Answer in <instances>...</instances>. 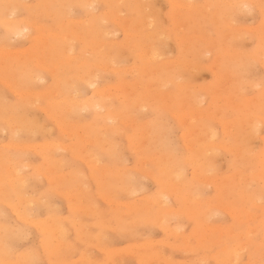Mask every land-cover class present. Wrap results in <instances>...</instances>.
I'll return each instance as SVG.
<instances>
[{
    "label": "rangeland",
    "instance_id": "1",
    "mask_svg": "<svg viewBox=\"0 0 264 264\" xmlns=\"http://www.w3.org/2000/svg\"><path fill=\"white\" fill-rule=\"evenodd\" d=\"M262 45L264 0H0V264H264Z\"/></svg>",
    "mask_w": 264,
    "mask_h": 264
},
{
    "label": "bare ground",
    "instance_id": "2",
    "mask_svg": "<svg viewBox=\"0 0 264 264\" xmlns=\"http://www.w3.org/2000/svg\"><path fill=\"white\" fill-rule=\"evenodd\" d=\"M118 4V3H117ZM172 4V3H171ZM187 5V4H186ZM176 6V5H175ZM191 6V5H190ZM243 6V5H242ZM241 7V6H240ZM206 8V7H205ZM238 8V7H237ZM188 10V9H187ZM247 12V11H246ZM205 18V17H204ZM148 20V19H147ZM146 20V21H147ZM67 24H69V22L67 23ZM145 24V23H144ZM127 26H128V24H127ZM150 26V25H149ZM10 28H11V30L14 32V33H17V32H19L18 30H19V28L16 26V25H14V24H12L11 26H10ZM29 27H28V25H27V29H28ZM179 28V27H178ZM238 29V28H237ZM236 29V30H237ZM243 29H245V28H243ZM239 30V29H238ZM252 30V29H251ZM24 31V30H23ZM38 31H39V29H38ZM21 32V31H20ZM19 32V33H20ZM106 33V32H105ZM162 36V35H161ZM47 37H49V38H55V35H53L52 33H50V32H48V34H47ZM233 37V36H232ZM64 38V37H63ZM200 39V38H199ZM102 47V46H101ZM262 48H264L263 47V45L261 46V49ZM131 49V48H130ZM225 50H226V48H225ZM13 53V52H12ZM148 54V53H147ZM151 54H152V52H151ZM150 54V55H151ZM226 54V53H225ZM224 54V55H225ZM12 55V54H11ZM145 55H146V53H145ZM201 55V54H200ZM154 56V55H153ZM66 57V60H65V63H64V66L65 67H67V66H69V61H70V56L69 57H67V56H65ZM237 57H239V56H237ZM153 58V57H152ZM151 58V59H152ZM240 58V57H239ZM241 59V58H240ZM264 59V58H263ZM243 62V61H242ZM98 67V66H97ZM206 68V67H205ZM133 70H134V68H132ZM188 69H189V67H188ZM128 70V69H127ZM114 72V71H113ZM122 74V73H121ZM215 77H216V75H215ZM126 79V78H125ZM40 81V80H39ZM93 83V82H92ZM6 86V85H5ZM89 86V85H88ZM8 87V86H7ZM138 88V87H137ZM9 90V89H8ZM126 90V89H125ZM72 94V93H71ZM121 94H123V99H125V100H127V97H126V94L124 93V92H122ZM16 95V94H15ZM96 96L99 98V100H101L100 102H96V101H94V105H91L93 108H95V106H97L99 109H104L105 111H106V114L105 115H103L102 116V121H104L105 123L108 121V120H113L114 119V117H115V115L113 114V112L111 111V110H109V108L108 107H106V104H104L102 101H104V93L103 92H97L96 93ZM107 97H109L108 95H106ZM220 98V97H219ZM222 98V97H221ZM224 99H226L225 97H223V100ZM246 99V98H245ZM124 100V101H125ZM228 100V99H227ZM126 102V101H125ZM128 102V101H127ZM34 103V102H33ZM87 104H89V102H87ZM86 105V104H85ZM108 105V104H107ZM87 106V105H86ZM127 106V105H126ZM238 107V106H237ZM128 108V107H127ZM239 108H241L240 106H239ZM238 109V108H237ZM248 109V108H247ZM193 120V119H192ZM189 121H191V120H189ZM29 123H31V122H29ZM31 124H34L33 122L31 123ZM31 124H28L27 123V127H29V130H30V128H31ZM122 124V123H121ZM28 125H30V126H28ZM130 125V124H129ZM27 127L25 126V129H27ZM34 128V126L32 127V129ZM250 128H254V126L253 125H250ZM28 130V131H29ZM146 130V129H145ZM186 131V130H185ZM92 132H94V130H92ZM211 134V133H210ZM213 134V133H212ZM129 138V137H128ZM128 138H127V140H128ZM210 139V138H209ZM83 141V140H82ZM84 142V141H83ZM133 142V141H132ZM85 143V142H84ZM87 143V142H86ZM4 146V145H3ZM11 146V145H10ZM188 146V145H187ZM32 147V146H31ZM34 147V146H33ZM42 147H44V146H42ZM9 148H11V147H9ZM50 150H52V146L50 147V144H49V146H46L45 148H44V152L46 153V151H48V153H49V151ZM115 146L113 145V144H108V150H104V151H101V152H103L104 154H106V155H112V156H114L115 155ZM53 151V150H52ZM117 151V150H116ZM228 151V150H227ZM117 155V154H116ZM47 158H51L48 154L45 156V159H47ZM153 158V157H152ZM154 159V158H153ZM157 159V158H156ZM85 160V159H84ZM150 160V159H149ZM152 160V159H151ZM81 161V160H80ZM195 162L197 161V160H194ZM47 162H48V159H47ZM49 162L51 163L50 165H54V162L52 161V159H50L49 160ZM48 162V163H49ZM94 162V161H93ZM173 163V162H172ZM174 164V163H173ZM172 164V167H175V164L173 165ZM198 165L200 166V162H198ZM202 165V164H201ZM85 166V165H84ZM87 166V165H86ZM198 166V167H199ZM178 167V166H177ZM175 168V170L174 171H176L178 168ZM197 167V168H198ZM21 168H22V166H21ZM91 170H97L95 167H93V168H90ZM166 169V178H167V176H168V178H170L171 177V174H173V171H170L169 170V173H168V170H167V168H163L162 170H163V172H164V170ZM173 169V168H172ZM171 169V170H172ZM199 169V168H198ZM197 169V170H198ZM209 169H212V167H210ZM135 170V169H134ZM195 170V169H194ZM193 170V171H194ZM101 171V170H100ZM160 171H161V169H160ZM32 172V171H31ZM34 172V171H33ZM261 172V171H260ZM165 173V172H164ZM163 173V174H164ZM177 174H179V173H177ZM258 174V173H257ZM31 175V174H30ZM73 175V174H72ZM115 175H117L116 177H115V179H114V182H118L119 183V187H120V189L122 190H124V191H126V193L129 195L131 192H132V190H131V188L129 187V186H127L128 185V180H127V178H125V177H123V175H121V174H115ZM63 176V175H62ZM61 176V177H62ZM228 176V175H227ZM58 177V176H57ZM60 177V176H59ZM68 177V176H67ZM112 177V174L111 173H109V175L108 174H106V172H104V173H101V174H99V176L94 172L93 173V179H94V182H95V184H96V187H97V189L99 190V196H101L100 194H101V192L102 191H104L107 187H109V189L107 190V191H109L110 190V187L112 186V187H114V185H111V186H109L110 185V181H109V179ZM235 177V176H234ZM247 177V176H246ZM50 179V178H49ZM171 179V178H170ZM199 179V178H198ZM173 180V178L171 179V181ZM50 182V181H49ZM71 183L72 184H74L75 183V180H74V178L72 177L71 178ZM173 183V182H172ZM223 183V182H222ZM228 184H229V182H227ZM261 183H263V182H261ZM54 184L56 185V187L60 184L59 183V180L58 179H56L55 181H54ZM223 185V184H222ZM221 185V186H222ZM115 186H116V184H115ZM219 186V185H218ZM224 186H225V184H224ZM81 187V185H72V187H70L71 188V197H74V198H76L77 199V202L79 203L80 201H81V198L83 197V195L84 194H86L87 193V191H85L84 190V188L82 189V190H77L78 188H80ZM85 187V186H84ZM111 187V189H112V191H116L117 192V190H120L119 188H118V185H117V187H115L114 189H116V188H118V189H116V190H114L113 188ZM124 187L126 188V189H124ZM170 187V186H169ZM177 187V186H176ZM228 187V186H227ZM264 187V186H263ZM161 188H162V186H161ZM165 188V187H164ZM222 189H223V186L221 187ZM178 189V188H177ZM176 188H172L169 192H167V191H163V192H161L160 193V196H159V198H163V199H166V198H170L171 196H177V197H175V199H177L178 198V200H179V198L181 197V195L179 194V193H181L182 191L184 192L185 190H177ZM97 190V191H98ZM120 190V191H121ZM218 190V189H217ZM219 190H221V189H219ZM106 191V192H107ZM111 191V190H110ZM120 191H118V192H120ZM123 191V192H124ZM178 191H181V192H178ZM122 192V191H121ZM182 192V193H183ZM223 192V191H222ZM221 192V193H222ZM97 193V192H96ZM181 193V194H182ZM185 193V192H184ZM183 193V194H184ZM220 193V192H219ZM59 194V193H58ZM187 194V193H186ZM218 194V193H217ZM223 194V193H222ZM220 195L219 197L221 198V196L223 197V195ZM241 194V193H240ZM79 195H82V196H79ZM102 195H103V193H102ZM180 195V196H179ZM185 195V194H184ZM183 195V200H184V202L186 201V204H187V202L189 201L190 202V204L192 203V200H194V199H192L191 198V196H184ZM105 196H107V195H105ZM67 197H68V195H67ZM103 197H104V195H103ZM38 198V197H37ZM36 199V198H35ZM72 199V198H71ZM108 199V198H107ZM110 199V198H109ZM219 199V198H218ZM83 200V199H82ZM106 200V199H105ZM28 201V200H27ZM107 201V200H106ZM150 201V200H149ZM149 201H148V203H149ZM221 201H222V198H221ZM253 201V200H252ZM37 202V201H36ZM151 202L152 203H156V204H159V207H160V203H161V201H159L158 199H154V200H151L150 201V204H151ZM164 202V201H163ZM180 202V201H179ZM188 202V203H189ZM111 204L113 203V202H110ZM132 203V202H131ZM28 204V203H27ZM182 204H183V202H182ZM185 204V205H186ZM88 205V204H87ZM130 205V204H129ZM132 205V204H131ZM131 205H130V208L128 207V211H130L131 210ZM135 205V204H134ZM188 205V204H187ZM252 205V204H251ZM125 206V205H124ZM189 206H191L192 207V205H189ZM127 207V206H126ZM135 207V206H134ZM136 207H137V205H136ZM136 207L134 208V209H136ZM162 208L160 209L159 208V212L157 211V214L154 212V215L153 216H155V215H157L156 216V219H157V217H158V221H157V223L159 224V226L161 225V224H163V222H162V219L163 218H166V217H170V213H169V210H167L166 209V205H162L161 206ZM8 208H9V206H8ZM70 210H72L73 211V213L77 216V214L78 213H80L81 211H83V212H86L87 214H89V215H97V206L96 205H93V206H91V207H88V208H86V207H82L81 206V204H79V205H77V206H75V207H68ZM138 208H139V206H138ZM137 208V209H138ZM150 208V207H149ZM187 208V207H186ZM11 209V208H10ZM127 209V208H126ZM132 209H133V207H132ZM137 209H136V211H134V212H132V210L130 211V213L132 212L133 214L136 212V215H137ZM145 209V208H144ZM148 209V208H147ZM89 210V211H88ZM141 209L139 208L138 209V212L140 211ZM184 210H186L185 209V206H184ZM195 210V209H194ZM88 211V212H87ZM114 211V210H113ZM113 211H111V212H113ZM148 211V210H147ZM187 212H188V210H186ZM14 212V211H13ZM99 212V211H98ZM110 212V213H111ZM115 213H119L120 214V211L118 210V211H116V209H115V211H114ZM127 212V211H126ZM245 212V211H244ZM72 213V214H73ZM149 213V212H148ZM152 213V212H151ZM150 214V213H149ZM158 214H159V216H158ZM193 214V212H189V215H187V216H189V217H191V215ZM75 215H73V216H75ZM81 215V214H80ZM98 215H100V214H98ZM118 215V214H117ZM121 215H122V212H121ZM193 215H195L196 216V214H193ZM198 215V214H197ZM247 215V214H246ZM17 216V215H16ZM138 216H140L139 218L137 217V222H138V220L142 217L140 214L138 215ZM152 216V215H151ZM195 216H193V218L191 219V220H193L194 218H196L197 219V216L195 217ZM248 216H249V214H248ZM256 216V215H255ZM241 217V216H240ZM246 217V216H245ZM116 220H120V219H118V217L116 216ZM143 218V217H142ZM141 218V219H142ZM153 218L155 219V217H152V220H153ZM155 219V220H156ZM151 220V219H150ZM150 220H148L147 222L150 224ZM241 220V219H240ZM23 221V220H22ZM26 221V220H25ZM121 221V220H120ZM119 221V222H120ZM140 222L139 223H142L143 221H141V220H139ZM27 222H29V221H27ZM132 222H135L134 224H137L136 223V221H132ZM151 222H153V221H151ZM155 222V224H156V221H154ZM153 222V223H154ZM196 222H197V220H196ZM195 222V223H196ZM145 223V222H144ZM152 223V224H153ZM199 223V222H198ZM29 224V223H28ZM31 224V223H30ZM99 224V223H98ZM200 224V223H199ZM199 224H197V225H199ZM95 225V224H94ZM157 226V225H156ZM200 226V225H199ZM198 226V227H199ZM197 227V228H198ZM178 228V227H177ZM39 229V228H38ZM165 229V228H164ZM46 230V229H45ZM41 231H43V229H41ZM48 231V230H47ZM51 231V230H50ZM165 231V230H164ZM199 230H196L195 232H198ZM249 231V230H248ZM62 233V232H61ZM172 233V232H171ZM6 234V233H5ZM197 236H198V234L199 233H195ZM58 235H60V234H58ZM62 236V235H61ZM60 236V238H62ZM179 237V236H178ZM197 239V238H196ZM60 241H61V239H60ZM59 241V242H60ZM239 243V242H238ZM241 243V242H240ZM146 244V243H145ZM148 244V243H147ZM150 244V243H149ZM158 244V243H157ZM242 244V243H241ZM60 245L62 246L63 244H61V242H60ZM92 246V245H91ZM238 246V245H237ZM243 246V245H242ZM141 247V246H140ZM241 247V246H240ZM171 248V247H170ZM190 248V247H189ZM243 248V247H242ZM227 250V249H226ZM230 250V249H229ZM126 252V251H125ZM151 252V251H150ZM149 252V253H150ZM221 252V251H220ZM225 252V251H224ZM228 252H230V251H228ZM236 252V251H235ZM108 253H109V251H108ZM148 253V254H149ZM234 253V252H233ZM147 253H145V255L146 256H143L141 259H140V257H139V259L141 260V261H139V262H145V263H148V260L150 259L149 257H150V255H148ZM222 254V253H221ZM228 254V253H227ZM16 255V254H15ZM107 255V254H106ZM132 255V254H131ZM153 255V257L154 258H156V256H158L156 253H154V254H151V256ZM231 255V254H230ZM234 256V255H233ZM233 256H232V258H233ZM220 257V256H219ZM226 256H224V258H225ZM235 257V256H234ZM149 258V259H148ZM215 258V257H214ZM82 259V258H81ZM148 259V260H147ZM145 260H147V262L145 261ZM156 260V259H155ZM158 260V259H157ZM156 260V261H157ZM214 260V259H213ZM233 261L235 260V259H232ZM150 261V260H149ZM155 261V262H156ZM163 262V261H162ZM161 262V263H162ZM174 263H176V262H174ZM231 264V263H230Z\"/></svg>",
    "mask_w": 264,
    "mask_h": 264
}]
</instances>
